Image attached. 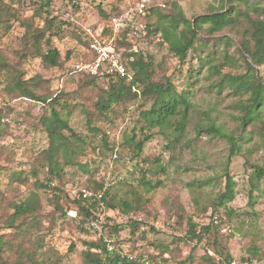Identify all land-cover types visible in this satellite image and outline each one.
<instances>
[{
  "label": "trees",
  "instance_id": "1",
  "mask_svg": "<svg viewBox=\"0 0 264 264\" xmlns=\"http://www.w3.org/2000/svg\"><path fill=\"white\" fill-rule=\"evenodd\" d=\"M41 1L31 17L22 18L18 9L0 0V37L3 33H9L14 23L23 31L22 48L14 53L19 64L10 61L0 52V79L3 78L5 83L3 89L14 99L36 101L47 104L50 108L49 114L42 115L35 125L46 134L47 147L39 153L41 158H35L38 167H32L29 171L16 170L10 166L14 162V151L3 145L1 140L8 137L14 139V136L9 133V126L2 122L3 114L0 111V264H60L61 256L46 243L49 242L47 237L57 221L67 219L65 207L73 209L75 218L71 221L75 222L80 232L86 235L93 232L95 235V238L82 242V264H142L136 258L128 259L127 254L116 248L117 242L114 240L121 225H102L100 230L91 228L93 231L89 229L90 221L96 217L97 202L82 198L72 200L69 197L63 181L64 168L70 167L86 176L85 189L100 192L101 201L108 211L123 216L143 212L147 200H143L141 192L145 195L151 193L161 187V181L148 180L146 173L140 170L141 176L134 180L135 185L126 180H114L113 183L106 184L103 178H99L100 166L96 159L81 161L86 145L100 159L106 154L116 157L115 145H110L104 127H114L115 121L139 100L150 102V108L140 111L139 129L125 133L119 144V149L125 151L132 160L141 157L154 129L181 133L191 105L189 97L192 88L196 86L203 71L206 77H216L211 86L217 95L226 91V94L236 98L233 106L237 112L234 118L238 121V126L234 132L226 133L221 126L210 122L201 127L200 131L225 139L229 146V158L239 155L245 157L251 170L249 203L252 204L257 199L258 195L254 196V193L259 192V184L264 179V166L251 163L250 157L255 149H264V76L261 74L264 69V0H220L218 9H209L192 20L186 19L181 10L164 15L155 12L159 20L152 34L159 33L168 46V52L180 64L188 65L183 76L182 90H177L169 78H164L162 82L154 81L157 72L153 61L147 55L130 50L124 37L122 45L129 47V50L120 54L126 64L128 76L102 71L96 74L82 72L78 74L81 77L77 80L75 90L66 92L62 89L56 95L49 96L36 92L41 80L38 76L25 79V71L20 63L29 57L39 59L46 68L63 67L71 58V52L68 51L62 59L60 51L54 46V39L61 36L63 26H71V23L52 16L49 0ZM72 7L77 11L75 6ZM96 9L103 20L122 14L114 8L111 12L104 11L103 4L96 6ZM146 11L150 12L151 9L146 8ZM42 14L45 15L43 20ZM35 18L42 20L41 26L35 25ZM106 34L107 30L101 32V35ZM218 35L221 36L217 37ZM74 36L80 41L78 35ZM82 45L88 50L87 41L82 42ZM231 48H234L233 53H230ZM4 107L9 109L8 106ZM76 107L80 108L86 118V135L75 132L69 126ZM42 168L47 171V177L40 181L36 176ZM3 173L5 176H2ZM2 177L6 180L5 183L1 181ZM31 178L35 180L31 182ZM55 181L60 184H54ZM211 183L217 185L219 179L205 180L199 187ZM15 184L27 189L28 195L25 198H7V193L17 188ZM234 185L232 178L225 172L223 191L218 194L213 207L225 208L232 201ZM39 190L48 191V201L54 208V222L49 226L48 233L40 229L35 218L40 209ZM225 214L227 218H231L230 212ZM140 225L137 221L128 223L131 235L135 237L134 241L146 240V232L142 231L135 236ZM217 227L218 224L214 221L205 226L189 221L184 238H174L171 242V245L181 241L194 243L188 257L178 264L191 261L193 251L201 243H205L210 233L217 231ZM103 228L109 229L106 238L103 236ZM5 229L10 231L4 232ZM150 231L154 232V229L150 228ZM216 244L214 240L212 245ZM149 245L159 250V253L152 254L149 248H143L139 250L138 256L146 255L153 264H169L170 258L164 256L172 253L170 245L157 240L151 241ZM73 250L71 247L70 252ZM248 251L252 258L257 259L258 251L255 247H250ZM223 257L230 264L229 254ZM203 260L207 264H215L211 257H204Z\"/></svg>",
  "mask_w": 264,
  "mask_h": 264
},
{
  "label": "rangeland",
  "instance_id": "2",
  "mask_svg": "<svg viewBox=\"0 0 264 264\" xmlns=\"http://www.w3.org/2000/svg\"><path fill=\"white\" fill-rule=\"evenodd\" d=\"M1 1L18 9L22 18L31 17L42 2L41 0ZM220 2V0H49L52 16L71 23V26H63L61 36L54 39V46L60 51L61 58H65L68 51L71 52V58L61 68H46L39 59L29 57L20 65L25 71V79L38 76L41 80L40 88L36 89L38 94L49 96L56 95L62 89L66 92L75 90L77 80L81 77L78 74L82 72H76L74 67L88 60V50L82 45V42H86L84 29L90 28L99 33L107 22L99 16L96 6L103 4L104 11L111 12L114 8L123 14L130 9L133 10L137 4L144 3L147 10L151 9V11H147L146 17L139 18L134 25V27L142 26L144 30L130 36L127 35L129 30L122 31L115 37L117 38L116 49L119 52L129 50V47L122 45V42H125L123 38L126 37L130 50L147 55L153 61L157 72L154 81L162 82L164 78H169L177 90H182L184 89L183 76L188 65L180 64L168 52V46L162 41L159 33L152 34L159 20L155 12L164 15L181 10L186 19L192 20L209 9H218ZM72 6H75L77 11ZM44 17L45 15L42 14L41 19L43 20ZM41 19H34L36 26L42 25ZM22 32L18 24L14 23L11 31L3 33L0 37V52L16 64H19V61L14 53L22 48ZM74 34L80 37V41ZM108 36L109 32L104 35V37ZM219 36L221 35L217 37ZM233 51L234 48H231L230 53ZM261 74L264 76V69ZM215 78L214 76L206 77L205 71L199 75L198 82L192 88V94L189 97L191 105L183 131L178 133L174 130L154 129L153 136L145 144L140 158L132 160L125 151L119 149V144L125 133L139 129L140 111L150 108L151 103H145L142 100L131 105L127 113L115 121L114 127H104L110 145H115L116 157L106 154L100 159L86 145L81 161L96 159L100 166L99 178H103L106 184H111L114 180H126L135 185L134 180L141 176L140 170L146 173L148 180L162 183L161 187L147 195L141 192L143 200L146 199L147 203L144 205V211L138 215L123 216L108 210L103 215V226L121 225L116 240L113 238L112 240L117 242L116 248L123 254L138 257L139 250L143 248H149L152 254H158L159 250L149 245L151 241L157 240L172 248V253L164 256L170 258L169 264H178L188 257L194 243L187 244L181 241L171 245L174 238H184L189 221L205 226L216 218L217 231L210 233L207 241L193 251L192 260L185 264H207L203 260L204 257L213 258L215 264H227L223 257L225 254L231 257L230 264H264V179L259 184V192L254 193V196L258 195L257 199L250 204L251 170L247 166L245 157L239 155L229 158V146L225 139L212 137L200 131L201 127H205L210 122L221 126L226 133L234 132L238 126V121L234 118L237 112L233 106L236 98L226 94V91L217 95L211 86ZM0 82L2 122L9 126V133L11 132L14 136V139L8 137L1 140V143L14 151V162L10 166L16 170L29 171L32 167H38L35 158H41L39 153L47 147L46 134L35 125L42 115L49 114L50 108L47 104L40 102L22 98L14 99L4 91L3 78ZM4 106H8L9 109ZM85 122L84 114L79 107H76L69 121L70 128L86 135ZM250 161L264 166V149H255ZM225 172L235 184V194L225 208L218 206L214 208L213 203L224 188ZM2 176L5 174L3 173ZM46 177L47 171L43 168L36 176L40 181ZM215 178L219 179V184L211 183L208 186L199 187V184L205 180ZM34 180L35 178H31V182ZM1 181L6 182L4 177ZM63 181L67 190L71 187L85 189L86 186V176L79 171L75 172L70 167L64 168ZM54 184L58 185L60 182L55 181ZM15 186L17 188L14 191L7 193L9 200L16 196L25 198L28 195L27 189L16 184ZM37 193L40 198V209L36 212L35 218L39 222L40 229L48 233L49 226L54 222H52L54 208L48 201L50 194L47 190H39ZM72 210L65 207L67 219L57 221L51 228L52 233L47 237L49 242L46 245L52 246L62 258L60 264H82L81 252L84 250L82 242L95 238L93 232H90L91 235H86L78 230L75 222L71 221L75 218ZM226 212L231 213V218L226 217ZM129 221H137L141 224L135 236L140 235L142 231L146 232V240L134 241L135 237L131 235L128 227ZM150 228H153L154 232L150 231ZM9 231L5 229L4 232ZM108 232V228L105 230L103 228L104 238L108 236ZM214 240L217 242L216 245H212ZM71 247L74 250L70 252ZM250 247L257 249V259L252 258L248 251ZM26 264L31 263L26 262Z\"/></svg>",
  "mask_w": 264,
  "mask_h": 264
},
{
  "label": "built area",
  "instance_id": "3",
  "mask_svg": "<svg viewBox=\"0 0 264 264\" xmlns=\"http://www.w3.org/2000/svg\"><path fill=\"white\" fill-rule=\"evenodd\" d=\"M146 14V5L144 3H139L133 10L130 9L128 12L107 20L103 30L99 33L90 28L84 29V35L88 43L89 58L85 62L76 64L74 67L76 72L96 74L98 71H102L108 74L128 76L126 64L123 62L120 52L116 49L115 42L117 38L115 37L124 30H129L128 36H130V34L136 35L143 31L144 28L142 26L134 27V25L139 18H144ZM104 30L109 32L108 37L101 35V32ZM68 195L72 200L82 198L97 202L96 217L90 221L89 227L100 230L103 225V215L107 211L105 204L101 201L102 194L100 192L94 193L84 188L71 187L68 190ZM214 222H216V218ZM109 250H111V248H109ZM127 258L130 260L136 258L142 264H153L144 254L138 257L127 255Z\"/></svg>",
  "mask_w": 264,
  "mask_h": 264
}]
</instances>
